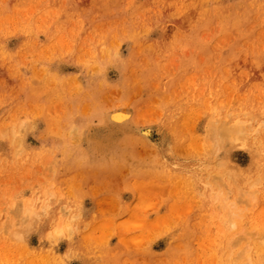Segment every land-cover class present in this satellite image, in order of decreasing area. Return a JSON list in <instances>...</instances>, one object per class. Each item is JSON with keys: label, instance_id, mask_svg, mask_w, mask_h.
Listing matches in <instances>:
<instances>
[{"label": "rangeland", "instance_id": "1", "mask_svg": "<svg viewBox=\"0 0 264 264\" xmlns=\"http://www.w3.org/2000/svg\"><path fill=\"white\" fill-rule=\"evenodd\" d=\"M263 240L264 0H0V264H256Z\"/></svg>", "mask_w": 264, "mask_h": 264}, {"label": "bare ground", "instance_id": "2", "mask_svg": "<svg viewBox=\"0 0 264 264\" xmlns=\"http://www.w3.org/2000/svg\"><path fill=\"white\" fill-rule=\"evenodd\" d=\"M107 121L110 125L117 126L118 129H126L129 127L130 114L128 112H124V111H113L110 114H108ZM220 124L216 125V126L214 124V125H212V127L210 129V136H211L212 141L215 142V144L218 146L220 144H222L223 141H226L229 139L233 140L232 142L234 144H237V141H238L237 139H238L239 135H242V132H243L242 126L240 124H238V126L235 128H232L233 126L229 128V126L226 123H222L221 125ZM138 131L144 139L149 141V139L151 138V135H152V132L149 129H140ZM227 146H228V144H227ZM231 148H234V147H231ZM224 164L227 166V169H228L229 165L226 162ZM230 170L231 169L229 168V171ZM232 226H234V225H232ZM260 245H262V246L257 247V252L255 250L256 264H264V240L262 243H260ZM244 252L245 251L242 250V252L240 253L239 256H243ZM239 256L236 257L235 259H233V261H231L230 264H233V262L235 263L236 262L235 260L237 258H239ZM246 259L247 260H245L244 262H242L240 264H252L248 257Z\"/></svg>", "mask_w": 264, "mask_h": 264}]
</instances>
